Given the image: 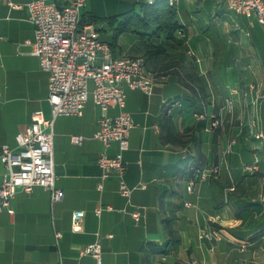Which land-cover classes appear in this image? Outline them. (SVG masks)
<instances>
[{
  "label": "crops",
  "instance_id": "1",
  "mask_svg": "<svg viewBox=\"0 0 264 264\" xmlns=\"http://www.w3.org/2000/svg\"><path fill=\"white\" fill-rule=\"evenodd\" d=\"M30 1L0 0V146L14 150L15 135L34 111L51 117L48 73L30 53ZM148 1L85 0L82 18L92 21L110 44L104 34L113 25L105 19L138 10ZM172 3L182 27L176 37L185 38L181 44L153 36L150 26L133 31L137 37L127 40L119 34L112 47L113 55H143L146 68L157 76L151 95L124 88L125 109L134 123L122 151L130 196L118 193L116 176L104 179L102 189L96 186L103 146L93 133L101 110L88 97L81 115L53 120L54 185L62 198L52 201L41 186L29 192L18 189L10 202L13 213L0 211V264H264V86L247 82L233 67L228 71L226 64L234 61L238 46L225 34L246 29L264 61V25L256 20L255 26L246 19L251 16L230 10L226 0ZM209 24L225 46L220 55L225 71L214 76L212 43L203 33ZM149 42L163 46L164 52L148 56ZM227 98L232 99L231 111ZM174 100L179 104L164 112V103ZM212 116L221 119L213 129ZM257 133L261 136L255 137ZM72 134L82 135L81 143H72ZM231 138L234 143L227 151ZM106 151L114 155L117 144L112 142ZM254 157L257 168L245 169ZM210 164L218 165L217 176L196 182L188 191L189 168ZM4 171L0 165V181ZM78 210L83 216L73 228L71 216ZM94 242L101 248L100 262L80 253Z\"/></svg>",
  "mask_w": 264,
  "mask_h": 264
},
{
  "label": "built area",
  "instance_id": "2",
  "mask_svg": "<svg viewBox=\"0 0 264 264\" xmlns=\"http://www.w3.org/2000/svg\"><path fill=\"white\" fill-rule=\"evenodd\" d=\"M85 0H31L27 3V18L34 27V40L30 53L37 57L40 68L48 73V96L51 117L46 118L41 110L31 114L25 129L15 135L16 149L6 144L0 146V165L5 167L0 181V211L13 213L10 202L16 191L29 192L34 186H41L50 193L52 201L62 198L63 192L54 185L53 169V132L52 125L56 116H78L83 112L88 99V81L93 83L91 96L93 103L101 110L98 128L93 137L102 143L97 158L100 169L97 188L102 189L103 180L118 177V193L128 198L131 188L125 183L123 173L125 163L122 151L128 147L129 130L134 125L131 114L125 109L124 88L139 89L151 95L157 76L146 68L143 55H113L110 45L100 38L95 24L82 18ZM148 3H152L149 0ZM172 5V0H168ZM13 7H18L10 3ZM227 7L246 16L255 15L264 25V0H226ZM253 88L252 86H250ZM264 99V94L261 95ZM178 101L164 103V112L178 105ZM232 99H226L227 110L231 111ZM109 108L117 112L109 114ZM221 124V119L212 116L210 128ZM261 136L260 133L255 137ZM82 135L72 134V143L79 144ZM115 142L118 152L109 155L106 149ZM234 139L227 144L229 151ZM257 157L252 163L244 165L247 170L257 168ZM218 165L210 164L195 169L186 181V189L192 191L196 182L208 177H216ZM264 181V177H262ZM185 204H188L186 202ZM111 209L110 206L107 207ZM137 220L139 212H131ZM83 211H74L71 225L77 228ZM59 233H55L57 238ZM101 248L97 242L90 243L80 250L90 254L100 262ZM64 264V263H60Z\"/></svg>",
  "mask_w": 264,
  "mask_h": 264
},
{
  "label": "trees",
  "instance_id": "3",
  "mask_svg": "<svg viewBox=\"0 0 264 264\" xmlns=\"http://www.w3.org/2000/svg\"><path fill=\"white\" fill-rule=\"evenodd\" d=\"M93 19H97L94 17ZM106 22L109 26L113 25V37L109 44L111 51L115 45L116 38L119 33L124 31H138L137 29L148 30L153 26V36H163L166 39L173 40L178 43L184 41V37H176V34L182 31V27L178 24L176 9L173 5L168 4V0H155L152 3H143L138 10H130L120 15H112L107 17ZM204 35L211 41L213 48V67L220 66L222 59L221 53L225 51L224 41L220 38L215 25L209 24L203 31ZM146 52L148 56L164 52V47L159 44L146 43ZM145 58V57H144ZM146 61V60H145ZM200 168L199 166H191L189 168V176Z\"/></svg>",
  "mask_w": 264,
  "mask_h": 264
},
{
  "label": "rangeland",
  "instance_id": "4",
  "mask_svg": "<svg viewBox=\"0 0 264 264\" xmlns=\"http://www.w3.org/2000/svg\"><path fill=\"white\" fill-rule=\"evenodd\" d=\"M245 17V16H244ZM246 19L252 20L253 24L256 26L259 23L256 21V17L254 14L251 15V17H246ZM106 25L104 26V28ZM107 28V27H106ZM139 32H142L143 29H137ZM226 31V37L229 38L231 41H236L234 44L235 46H238V49H236L237 56L235 57L234 61L232 63L228 62L226 64V68L228 67V71L230 72V68L233 67L234 71L238 72L242 77L245 76V80L247 82H251L252 84H255L259 88L264 86V61H262L259 57L260 53L256 49V47L252 43V37L248 35L247 30H239L237 31ZM109 33V37L107 34ZM121 34V38L123 37L124 40H127L129 37H137L136 34L133 31H124L119 33ZM105 37L109 41H112L113 37V29L112 32L106 31L104 34ZM118 38V36H117ZM127 42V41H126ZM233 48V47H232ZM232 58V57H230ZM213 61V60H212ZM230 66V68H229ZM225 66H215L213 67V62L210 64V70L212 76L219 73V71H225ZM240 83V82H239ZM89 86V94L88 97L92 98L91 96V90L93 83L91 80L88 81ZM262 120H264V109L261 111Z\"/></svg>",
  "mask_w": 264,
  "mask_h": 264
}]
</instances>
